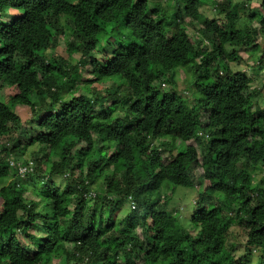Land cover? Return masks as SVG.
Instances as JSON below:
<instances>
[{"label":"clouds","instance_id":"1","mask_svg":"<svg viewBox=\"0 0 264 264\" xmlns=\"http://www.w3.org/2000/svg\"><path fill=\"white\" fill-rule=\"evenodd\" d=\"M0 264H264V0H0Z\"/></svg>","mask_w":264,"mask_h":264}]
</instances>
